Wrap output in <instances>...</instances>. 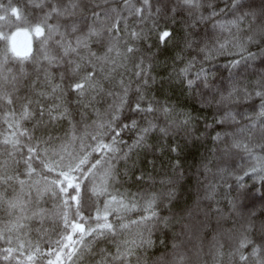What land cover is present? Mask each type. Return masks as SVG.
Wrapping results in <instances>:
<instances>
[{
	"label": "snow or ice",
	"instance_id": "1",
	"mask_svg": "<svg viewBox=\"0 0 264 264\" xmlns=\"http://www.w3.org/2000/svg\"><path fill=\"white\" fill-rule=\"evenodd\" d=\"M158 3L155 11L161 19L174 21L188 13L184 17L183 47L178 53L181 60L185 49L190 56L198 50L205 60L211 59L214 53H222L227 43L239 39L234 37L227 43L217 40L216 47L207 43L211 36L206 38L195 31L200 22L219 14L213 0ZM205 7L209 10L207 17L200 11ZM231 7L240 11L243 5L233 0ZM146 10L151 13L149 0H144V7H137L131 0L120 4L113 0H25L22 6L13 0L7 4L0 0V110L8 128L2 143L10 146L9 158L15 157L11 171L7 161L0 163V209L10 219L6 228H0V240L7 245L0 246V260L7 264H25L18 259L25 255L24 245L14 248L10 234L22 228L21 221L26 218L43 223L49 214L42 206L45 197L53 201L54 209H59L49 211L59 218L57 227L62 229L56 251L46 254L47 264H78L85 254L93 253L98 259L92 264H190L187 255L177 251L180 245L175 231L171 253H152L154 258L149 259L158 244L167 249L169 230L175 225H180L181 233L190 241L199 240L203 233L211 234L217 241L222 230L229 238L238 234V242L229 253L231 264H264V211L257 214L255 205L249 203L251 192L243 184L231 188L224 208L219 207L218 200L214 210L199 200L192 205L181 204V181L186 172L177 157L170 174L160 180L159 190L138 192L131 200L113 194L115 185L129 179L143 183L146 174L148 179H154L146 173V166L155 168V156L149 160L145 155L141 162L145 167L141 168L133 158L149 148L153 153L163 151L164 144L150 143L153 133H160L161 140L182 134L185 145L200 139L196 135L198 116L194 115L198 109L189 111L186 105L172 103L167 95L177 80L186 89H193L189 73L195 58L179 69L174 61L171 71L157 73V80V75H153L154 58H147L146 63L142 53V43L150 37L142 29L129 26L130 17L143 20ZM249 14L256 16L243 13ZM258 19L256 30L240 44L242 53L247 51L245 44H259L264 53V8ZM234 24L238 27L239 21ZM154 30L157 47L175 40L167 20L163 29L157 26ZM30 35L39 38L35 54L27 41ZM20 36L26 38L23 46L18 44ZM239 64V60L233 61V67ZM129 72L126 83L124 77ZM202 74L201 85H197L201 91L193 96V102L200 109H214V113L212 124L205 118L201 135H210L208 130L217 126L211 138L223 145L216 152L224 169L230 163L234 165V157L244 152L259 163V168L253 164L245 175L257 174L264 183V76L251 89L240 86L239 81H233L230 89H220L203 68L196 78ZM125 131L134 134L131 144L124 140ZM105 135L109 141H105ZM73 141H79V151L69 153L67 146ZM167 147L171 153L182 151L179 143ZM257 149L261 155H257ZM37 161L47 172H55V178L45 179L43 184L33 182ZM21 163L23 172L18 167ZM196 183L200 185L202 181L197 179ZM136 196L143 201L140 206L147 214L130 221L137 229L133 234L123 218L139 205ZM214 198V186H205L203 199ZM73 205L75 212L70 218L66 209ZM90 205L95 207V216L86 217L83 211ZM233 216L244 223L238 228H225L222 221ZM91 220H95L94 225L88 223ZM77 244L81 245L79 249ZM222 247L221 244L216 249L217 255L223 254ZM202 251L198 247L196 255ZM33 255L39 257L40 250L35 248L33 254L27 255L29 262Z\"/></svg>",
	"mask_w": 264,
	"mask_h": 264
},
{
	"label": "trees",
	"instance_id": "2",
	"mask_svg": "<svg viewBox=\"0 0 264 264\" xmlns=\"http://www.w3.org/2000/svg\"><path fill=\"white\" fill-rule=\"evenodd\" d=\"M5 4L8 3V0H3ZM14 3H19L21 6L25 3V0H13ZM114 3L120 4L122 0H113ZM132 3L136 4L137 7H144V0H131ZM152 5L151 13L147 10L144 13L143 20L139 18L130 17L129 26L137 30L142 29L150 37L146 42L142 43V53L146 58H154V64L156 67V72L153 75L161 71H171L172 67L175 66L177 69L182 68L189 60L194 59V66L190 69L189 76L194 81L193 89L188 90L184 85H181L179 80L173 82L172 88L168 91L167 95L171 97L172 103L179 102L181 105H186L187 110L191 111L192 108L198 109L194 115L198 116L197 126L199 132L196 135L200 136V139L193 144L191 141L185 145L183 135L176 137H167L163 140L160 139L161 134L156 132L153 133L150 143L151 144H164L165 148L163 151H156L155 153L149 148L146 152L141 150L139 156H134V159H137V167H145L141 162L144 161L145 155L149 160L153 159L155 156V168L152 165L146 166V173H150L154 179H148L147 174L145 175V180L143 183L135 182L134 179H129L125 184L115 185L113 194H122L126 199L131 200L133 195L138 192L159 190L160 180L165 177L166 173L171 172V166L175 163L177 157L179 158L182 164V170L186 172V176L182 179L183 188L181 189V204L192 205L199 200V202L204 205H211L214 210L217 205L216 201L218 200L219 207L224 208L227 206V197L228 193L231 191V188H235L238 184H243L247 190L251 192V198L249 203L255 205V210L257 214L264 211V183L258 178L257 174L249 172L245 175V172L250 169L253 164H257L259 168V163L249 157L244 152H239L234 157V165H230L224 169L221 165L216 152L217 147H223L222 143L213 141L211 138L215 135V132L218 130L217 126L213 125V128L209 129L210 135H201L204 129V121L207 119L209 124L213 123V113L214 109L205 107L200 109L199 104L193 102V96H198L201 91L200 87L201 81L203 79V74L200 79L196 78V73L203 68L209 80L213 81L217 88L220 89H230L232 87L233 81H239L240 86H247L249 89L253 88L256 81H258L262 76H264V53L261 52V47L259 44H245L247 51L241 50L240 44L244 43L247 39V35L253 34L256 30L257 25L259 24V13L262 8H264V0H238V2L243 5L240 11H237L231 7L233 0H213L214 6L218 11V15L212 20H204L200 22L195 31L204 37L211 36L212 39H208L207 43L209 45H215L218 47L217 40L220 42L227 43L228 41H233L234 37H238L234 43H227V48L222 53H214L211 59L205 60L203 58V53H199L198 50L188 55L187 49L183 53V60H181L180 47H183L182 36L185 34V25L184 17L188 16V13H183L182 16H177L173 21L170 18L165 17L161 19L160 15H157L155 9L159 7L158 0H149ZM203 12L205 17L208 15V9L202 8L200 10ZM243 13H255L256 16L251 14L244 16ZM165 20H167V26L170 30L174 31L175 40H170L165 46L163 43H160L157 47V38L155 27L158 26L159 29L165 27ZM239 21L238 27L235 26L234 22ZM223 25V28L216 26ZM29 42L32 46L33 54L36 53V50L39 47V38L34 35L28 37ZM149 45H152L150 51L148 50ZM203 47V44L201 45ZM3 48V42L0 41V50ZM254 54L253 55H250ZM243 55V59L241 58ZM239 60L240 64L236 67H233V61ZM167 65V68H165ZM121 71H123L121 69ZM131 73H127L124 77L125 82H128V76ZM159 76L157 75V80ZM132 89L136 87L135 82L131 84ZM131 94V93H130ZM257 105L259 103L258 99L254 101ZM258 110V109H257ZM251 114V113H250ZM254 115V114H252ZM0 133L3 136H0V163L8 162L9 171L12 170L14 165H12V159L8 156V151H10V146L2 143L3 137L8 135L7 125L3 122V111L0 110ZM124 140L128 144L132 143L134 139V134L132 132L125 131L123 134ZM105 141H109L110 137L108 135L104 136ZM175 143L180 144L182 149L179 153H171L168 150V145ZM79 141H73L67 146L69 153L79 151ZM123 148L124 145L122 144ZM127 149L125 148V151ZM26 151V150H25ZM257 155H261L257 149ZM121 164L123 162H120ZM20 171L23 172V164L18 166ZM36 173L32 177L33 182H39L43 184L44 180H51L55 178L56 173H49L47 170L43 169L39 164V161L35 164ZM43 173V175H41ZM139 172H137V175ZM206 177V179H205ZM23 179H28L27 177H22ZM199 179L202 181V184L197 185L196 180ZM214 186L215 188V198L213 200L203 199L205 193V186ZM231 186V187H230ZM103 199V197L101 198ZM135 199L139 201V205L127 212L124 216V223L129 225V230L133 234L137 231L136 226L131 224V220H137L142 214H147L144 212L143 207L140 206L143 204V201L139 196H136ZM42 206L49 214L46 216V219L41 223L38 219L26 218L21 221L23 225L20 229H15L11 232L10 236L12 239V246L15 248L17 244L24 245L23 251L25 255L19 256L18 259L24 260L25 264H47L46 254L50 251H56V240L59 238V232L62 229H58L57 224L59 218L51 214L53 210L58 212L59 209H54V204L52 200H49L45 197V200L42 201ZM102 208V204H101ZM68 211L69 217L71 218L72 214L75 212V206L66 209ZM83 214L87 217L89 214L95 216V207L89 206L83 211ZM30 215V214H29ZM213 211V216H214ZM114 219V217H110ZM10 223L9 216L4 212L3 209H0V228H6ZM89 224H95V220L88 222ZM225 225V228H232L233 226L239 227L240 224L244 221L240 220L239 217H228L225 221H222ZM175 231L178 235L176 237V242L180 245L177 250L179 253L186 254L189 258L190 264H231L229 253L233 250L237 241V236L229 238V234L223 230L217 237V241H213L212 235L203 233L199 240L193 239L189 240L188 236L181 233L180 225H175L172 230H169V235L167 237V249L161 245L149 253V259L154 258L152 253L156 256L160 255L164 251L171 253L172 251V232ZM9 235V233H5ZM85 239H90L85 237ZM222 247V255H217L216 249L220 246ZM0 246L7 247L3 240H0ZM101 247L105 245L101 244ZM77 249L81 247L80 244L76 245ZM111 247V245H108ZM198 247H202L203 251L200 252L199 256L196 255ZM38 248L40 250V256L37 257L33 255V261L29 262L27 260L28 254H33L34 249ZM114 250V249H113ZM98 251V249H97ZM94 259H98L95 256V253L92 255L85 254L78 264H92ZM0 264H7V261L0 260ZM13 264H16V261H13ZM65 264H70V262H65Z\"/></svg>",
	"mask_w": 264,
	"mask_h": 264
},
{
	"label": "rangeland",
	"instance_id": "3",
	"mask_svg": "<svg viewBox=\"0 0 264 264\" xmlns=\"http://www.w3.org/2000/svg\"><path fill=\"white\" fill-rule=\"evenodd\" d=\"M18 39V44L20 45V46H23V44L25 43V37L24 36H20V37H18L17 38ZM27 41L29 42V39H28V37H27Z\"/></svg>",
	"mask_w": 264,
	"mask_h": 264
}]
</instances>
